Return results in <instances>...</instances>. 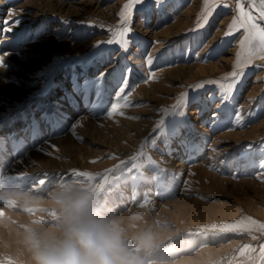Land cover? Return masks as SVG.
<instances>
[{
    "label": "rangeland",
    "instance_id": "rangeland-1",
    "mask_svg": "<svg viewBox=\"0 0 264 264\" xmlns=\"http://www.w3.org/2000/svg\"><path fill=\"white\" fill-rule=\"evenodd\" d=\"M3 1L5 11L28 9L3 21L0 12V180L46 200L72 179L96 190L103 212L142 215L136 225L157 238L146 264H264V53L241 48L248 24L264 28L259 5L210 0L198 28L204 0L137 4L127 19L120 13L132 0ZM238 3L250 19L226 35L242 19ZM124 67L131 90L121 93ZM233 71L244 73L234 94ZM170 121L182 126L165 143ZM140 172L152 179L123 180ZM54 214L46 203L0 204V217L15 222L0 228V264L27 260L16 228Z\"/></svg>",
    "mask_w": 264,
    "mask_h": 264
},
{
    "label": "clouds",
    "instance_id": "clouds-1",
    "mask_svg": "<svg viewBox=\"0 0 264 264\" xmlns=\"http://www.w3.org/2000/svg\"><path fill=\"white\" fill-rule=\"evenodd\" d=\"M14 201L21 209L47 204L54 215L15 229L21 264H146L157 247L155 232L141 228L140 214L117 216L98 207L95 189L72 179L59 181L47 199L22 187L0 184V204ZM12 217H0V228H9ZM131 245V246H130Z\"/></svg>",
    "mask_w": 264,
    "mask_h": 264
},
{
    "label": "snow or ice",
    "instance_id": "snow-or-ice-1",
    "mask_svg": "<svg viewBox=\"0 0 264 264\" xmlns=\"http://www.w3.org/2000/svg\"><path fill=\"white\" fill-rule=\"evenodd\" d=\"M209 2H210V0H204L205 8L202 10L201 17L199 18L200 22H198V25H197L198 28L202 27L203 24L207 22L206 17H207V14L209 12V8H208ZM145 3H147L149 7H154V8H157L158 10L163 9L166 6V0H132V3L124 5V11H122L120 13V15L125 17V19H127V9L128 8H131L133 5L145 4ZM255 5H256V0H250L249 6L252 7ZM258 10L260 12V19H264V0H259V9ZM238 11H239L240 17L242 19L234 18L232 24L229 25V30L226 33V35L232 34V29L234 27H236L237 23H240L241 27H244L245 22H247L250 19V13L245 12L244 7L239 3H238ZM14 22L19 23V21H14ZM9 30H11V29H9ZM237 30H239V29H237ZM245 32H246V36H245V40L242 41V43H241V48L243 49L247 45L250 49L255 50L256 45H259V52L264 53V28H261V27H259V25L254 24V23L248 24L247 27L245 28ZM130 34H131V27L129 26L125 29V39H124L123 44L121 46L122 51L127 52L128 48L130 47V44H131ZM100 43L101 42H98L93 47L99 48ZM108 43H111V41H108ZM0 66H5V61H4L3 57H0ZM239 66H240V53L237 54V63L234 65V68H237ZM261 67H264V66H261ZM113 71H115V70H113ZM130 72H131V69H129L127 67H124L120 70V83L117 86L118 92L123 93V92H125L126 89L128 91L131 90V89L127 88ZM104 75H106V73H101L100 74L101 78H103ZM243 75H244V73L242 71L241 72L233 71L230 74V76L232 77L231 88L233 90V94H234L235 88L241 82ZM189 99H190L189 96L187 94H185L183 97V100L181 101V104H180L181 110L177 113L179 117H186V108L188 106ZM192 99L194 100L195 98L192 97ZM221 99L223 100L224 97L221 96ZM114 111L115 110H113V112ZM212 118L215 119V114H213ZM235 118L239 119V116L236 115ZM181 126H182L181 121H170V122H168L165 130L160 133L161 137L165 138V143H167V140L170 138L179 137ZM261 170L264 171V165H261ZM151 179H152L151 177L143 176L142 172L138 173L137 175L123 177V180L125 182H130L133 184V186H135L136 184H138L141 181L151 180Z\"/></svg>",
    "mask_w": 264,
    "mask_h": 264
},
{
    "label": "bare ground",
    "instance_id": "bare-ground-1",
    "mask_svg": "<svg viewBox=\"0 0 264 264\" xmlns=\"http://www.w3.org/2000/svg\"><path fill=\"white\" fill-rule=\"evenodd\" d=\"M31 1V0H30ZM246 2V1H245ZM5 3V1H3V0H0V5H2V6H4L3 4ZM256 4L257 5H259V0H256ZM62 5V4H61ZM6 6V5H5ZM52 6V5H51ZM27 9H28V7H27V4L26 3H21L20 2V4H18L17 5V7L14 9V7H11V8H7V10L5 11V9H4V7H3V10L6 12L5 13V17L4 18H2L1 20L3 21L4 19H6V18H8V17H11L13 14H15L16 12H18V13H23V15H24V13H27L26 11H27ZM2 9H0V12L1 11H3ZM16 10V11H15ZM37 10H39V9H37ZM41 10V9H40ZM181 10V9H180ZM45 13V12H44ZM49 13V12H48ZM39 14V12H35V13H33V14H31L32 16H36V15H38ZM22 15V16H23ZM44 15V14H43ZM182 15V14H181ZM29 17L28 16V20H26L27 22H32L33 21V17ZM21 17V16H20ZM36 18V17H35ZM87 19V18H86ZM23 22V21H22ZM10 24V23H9ZM12 25V24H11ZM20 25V24H19ZM23 25V24H22ZM186 25V24H185ZM21 26V25H20ZM27 26V25H26ZM140 27V26H139ZM180 27V26H179ZM19 30V29H18ZM171 30V29H170ZM222 30V29H221ZM5 31V30H4ZM166 31V30H165ZM172 33V32H171ZM177 33V32H176ZM222 33V32H221ZM179 34V33H178ZM14 36V35H13ZM70 36V35H69ZM163 36V35H162ZM168 37H169V35H168ZM168 37H166V38H163L164 40H167V38ZM91 39V38H90ZM4 40V39H3ZM107 40V39H106ZM160 40V39H159ZM62 41V40H61ZM85 41V40H84ZM232 45H234V44H232ZM33 46V45H32ZM158 46V45H157ZM1 52V51H0ZM209 52V51H208ZM3 53V52H2ZM23 53V52H22ZM86 54V53H85ZM139 55V54H138ZM153 55V54H152ZM6 56V55H5ZM8 56V55H7ZM5 58V57H4ZM262 58V57H261ZM201 62V61H200ZM114 64V63H113ZM130 65V64H129ZM248 65V64H247ZM202 73V72H201ZM158 75V74H157ZM152 83V82H151ZM150 86V85H149ZM155 86H156V84H155ZM191 88V87H190ZM146 90V89H145ZM171 96V95H170ZM256 98V97H255ZM135 99V98H134ZM259 101V100H258ZM132 102V101H131ZM255 103V102H254ZM250 106V105H249ZM125 108V107H124ZM115 114V113H114ZM119 114V113H118ZM243 114V113H242ZM122 115V114H121ZM126 116V115H125ZM124 116V117H125ZM127 118V117H126ZM153 120V119H152ZM262 129V128H261ZM132 133V132H131ZM68 134V133H67ZM148 134V133H147ZM144 136V135H143ZM67 137H69V136H65L64 138H61V139H58L59 141L60 140H63V141H66V140H68V138ZM57 140V141H58ZM258 140V139H257ZM127 142V141H126ZM136 144V143H135ZM228 145V144H227ZM228 151V150H227ZM29 152V151H28ZM32 153H33V151L32 152H30L29 153V155H32ZM28 155V154H27ZM28 155V156H29ZM117 157V156H116ZM117 159V158H116ZM25 161H27V160H25ZM179 161V160H178ZM34 162V161H33ZM19 163V162H18ZM113 163V162H112ZM45 165V164H44ZM99 164H96V165H94V166H98ZM176 165V164H175ZM105 166H107V165H105ZM63 167V166H62ZM14 168H16V167H14ZM91 168V167H90ZM31 170H34V169H30V171ZM36 170V169H35ZM39 170V169H38ZM16 180H17V178H15ZM11 180H6V181H3V179L1 178V180H0V184H3V185H6L7 187H10V188H13V185H14V183L11 185ZM15 185H19V187H21V185L19 184V182H17L16 181V183H15ZM35 186H37V184H35L34 185V188H35ZM15 187H17V186H15ZM33 189V188H32ZM32 189H30L29 191L30 192H32L33 193V190ZM35 192V191H34ZM34 195H36L35 193H33ZM135 206V205H134ZM133 206V207H134ZM138 207V206H137ZM140 210V209H139ZM205 249V248H204ZM206 251V250H205ZM209 251V250H208ZM209 253V252H208ZM183 260V259H182ZM172 263V262H171Z\"/></svg>",
    "mask_w": 264,
    "mask_h": 264
}]
</instances>
